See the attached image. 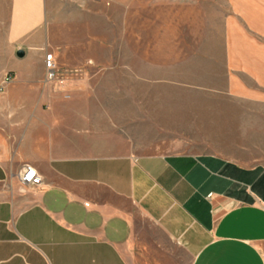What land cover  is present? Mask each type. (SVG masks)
<instances>
[{
    "label": "crops",
    "instance_id": "crops-1",
    "mask_svg": "<svg viewBox=\"0 0 264 264\" xmlns=\"http://www.w3.org/2000/svg\"><path fill=\"white\" fill-rule=\"evenodd\" d=\"M173 1L125 51L83 4L0 0V264H264V0ZM49 52L74 70L48 82ZM157 83L207 150L130 149Z\"/></svg>",
    "mask_w": 264,
    "mask_h": 264
},
{
    "label": "rangeland",
    "instance_id": "rangeland-1",
    "mask_svg": "<svg viewBox=\"0 0 264 264\" xmlns=\"http://www.w3.org/2000/svg\"><path fill=\"white\" fill-rule=\"evenodd\" d=\"M72 3L83 4V38L92 32H102L104 40L117 42L128 50L127 37L148 35L154 38L163 31L160 24L174 21L173 0H72ZM77 4V5H78ZM98 9V12L95 10ZM137 46L152 47L154 50L165 51L167 45L163 43L143 44L136 40ZM174 45H171L173 47ZM118 47V46H117ZM206 44H185L184 50H199L207 48ZM105 51H110L105 50ZM124 51V52H125ZM184 81H196L201 84L208 81L206 77H183ZM153 84L157 94L150 93V98L145 104L144 111L138 112L136 124L133 127L135 140L130 143V149L136 153L146 152H173L191 151L201 152L207 150L205 142L198 141L199 133L191 125L189 118L190 109L185 112V107L175 103L173 94H168L163 85ZM204 100L201 94L184 93L181 103ZM192 102V103H193ZM183 110L180 111V109ZM185 114V117L182 116ZM185 259V258H184Z\"/></svg>",
    "mask_w": 264,
    "mask_h": 264
},
{
    "label": "built area",
    "instance_id": "built-area-1",
    "mask_svg": "<svg viewBox=\"0 0 264 264\" xmlns=\"http://www.w3.org/2000/svg\"><path fill=\"white\" fill-rule=\"evenodd\" d=\"M53 54L51 52L46 53L44 55L45 59V72H46V80L48 82L54 81V80H60V78L63 77L64 74L72 72L74 69H63V72L59 70L58 66L56 65V60L52 56ZM8 75L5 77L4 80H9L12 78V74L7 73ZM22 171L19 173V178L22 180L26 186H37L41 184L42 179L37 173L36 168L30 166L29 164L23 165Z\"/></svg>",
    "mask_w": 264,
    "mask_h": 264
},
{
    "label": "water",
    "instance_id": "water-1",
    "mask_svg": "<svg viewBox=\"0 0 264 264\" xmlns=\"http://www.w3.org/2000/svg\"><path fill=\"white\" fill-rule=\"evenodd\" d=\"M17 53H18L17 55H22L23 56L25 51L23 49H18Z\"/></svg>",
    "mask_w": 264,
    "mask_h": 264
}]
</instances>
